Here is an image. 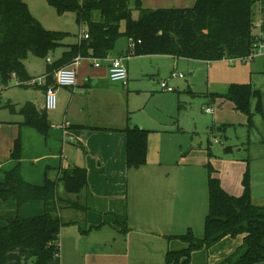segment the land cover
<instances>
[{"label":"rangeland","instance_id":"374dc122","mask_svg":"<svg viewBox=\"0 0 264 264\" xmlns=\"http://www.w3.org/2000/svg\"><path fill=\"white\" fill-rule=\"evenodd\" d=\"M23 1L44 29L69 34L63 41L65 46L49 55L52 62L61 58L67 45L80 42L82 31L88 32L87 25L77 23L75 14L60 15L47 0ZM130 3L136 8V0ZM133 17L138 19L139 13L135 11ZM93 20L101 21L99 12L94 13ZM124 26L122 24V29ZM128 45L129 40L122 36L110 55L122 53ZM46 62V59L29 56L24 63L26 70L38 77L45 74ZM93 69L96 67L89 59L81 60L77 67L78 87L72 111L75 121H81V107L89 104L87 119L91 124L105 127L109 121L123 116V127L142 126L150 130L147 163L137 169H127L124 163L123 166L108 164L102 166L104 171L99 173V160L95 158L91 181L103 194L123 193V214L128 217L129 231L121 233L108 224L91 231V225L96 222L90 219L99 220L101 215L86 214L88 209L82 212L62 205L57 213L64 223L59 237L61 264H167L169 251L188 246L172 237L191 229L197 238H203L208 213L209 171L223 183L228 194L241 197L240 189L247 172L252 180L254 172L250 169L264 163V59L231 65L227 60L208 64L199 60L174 61L167 56H139L129 61L127 87L109 82L101 93L88 94L85 84ZM173 72L183 74L185 79L172 78ZM165 81L174 89L173 93L164 92L161 84ZM234 84H248L259 94L251 95L245 111L224 98ZM56 93L58 109L49 110L48 114L58 131L64 128V111L57 89ZM41 94L35 88L18 87L16 80L5 87L0 78V124L13 119L10 111L4 108L6 104L11 101L19 104L17 109L28 101L39 104ZM210 96H218L215 103ZM44 102L45 99L43 108ZM208 109L212 113H207ZM99 138L102 145L109 146V135ZM83 156L89 155L83 153ZM159 176L170 178L169 185L161 187L162 181H154ZM178 177L182 180L178 181ZM165 196L168 197L165 217L156 219L158 204L154 201L160 198L165 201ZM107 200L95 199L87 203L103 211ZM106 220L110 219L106 217ZM243 243V235L226 237L210 248L195 251L190 264H225Z\"/></svg>","mask_w":264,"mask_h":264},{"label":"trees","instance_id":"16d2710c","mask_svg":"<svg viewBox=\"0 0 264 264\" xmlns=\"http://www.w3.org/2000/svg\"><path fill=\"white\" fill-rule=\"evenodd\" d=\"M136 1V8H133L130 0H47L60 15L75 14L79 25H87L90 38L67 45L59 60L47 64L44 88L54 86L55 73L73 65L77 58L107 59L122 36L132 40L129 57L172 56L207 63L246 57L259 42L255 7L264 4V0H198L192 8L158 10L144 9L141 1ZM135 11L139 13L138 19L133 17ZM95 12L100 13L101 21L93 20ZM68 36L64 32L44 29L23 0H0V78L3 85L8 87L15 79L18 86L26 87L33 79L24 63L28 57L48 60L51 53L65 46L63 41ZM251 95L259 94L248 84H234L224 98L245 111ZM4 108L12 115L23 117L22 125L35 129L46 139L50 137L52 124L45 108L39 109L30 102L20 109L11 103ZM122 132L126 134L127 168L144 166L151 132L139 127H128ZM22 155L23 148L18 140L12 150L15 167L0 183V200L15 202L19 208L31 202H42L45 212L30 218L17 216L0 228V264H61L59 237L64 223L57 213L62 205L70 209H88L79 200L72 202L66 198L70 195L79 198L89 190L87 169L64 168L56 179L49 177L47 169L44 184L37 186L26 182L22 176ZM60 186L64 195L59 192ZM243 186L241 197L231 196L209 171L208 213L203 238H197L191 229L172 237L188 246L182 251H169L167 264H190L195 251L239 235H244V243L225 264L264 263V206L253 203L248 172ZM115 226L121 233L129 231L126 213L115 215Z\"/></svg>","mask_w":264,"mask_h":264},{"label":"crops","instance_id":"0c3cea01","mask_svg":"<svg viewBox=\"0 0 264 264\" xmlns=\"http://www.w3.org/2000/svg\"><path fill=\"white\" fill-rule=\"evenodd\" d=\"M140 1L142 8L158 10V9L192 8L198 0H140ZM255 12L257 14L255 17V26L258 25L259 23H262V26H264V4H259V6L255 9ZM256 33L257 35H259L260 33L264 35V27L262 30L256 28ZM128 49H129V45L127 49L122 53L116 54L114 56L110 55L111 54L110 53L107 59L101 61L102 63H104L103 66H101L100 64L99 67H96L94 65L93 59H89L93 62V66H95L96 69H93L91 71V75H87V83L85 84V88H86V92L87 90H89L88 94L101 93L102 89H104L107 85H109V82L112 84H118V85L120 84V83L112 82L109 78V66L111 61L115 58H127L125 64L128 70V77H129L128 64L130 59L135 57L128 56ZM167 57L174 59V61L180 60L172 56H167ZM226 60L229 61L228 59H225L223 61ZM52 63L54 62L47 61L45 64V68H47V64H52ZM27 72L33 78L31 82H29L26 85V87H20L18 86V82L16 80L17 86L20 88H24L26 90L30 88L38 89L42 93L41 94L42 99L39 102V104H35L31 101L28 102L34 104L37 108L42 109L46 89L44 88V85L38 86L33 84L32 82L39 78H42L44 82H46V72L44 75L38 77H33L28 70ZM154 81L156 82L157 80ZM129 82H130V78H129ZM76 87H78V85ZM122 87L124 86L122 85ZM75 88L72 89L57 88L59 98L61 99L60 106L64 111V121H63L64 128H58V131L55 130V125L53 124L54 121L50 120L52 124V130L50 132V137L48 139H46L41 134H39L35 129L22 125L23 118L19 115L11 114L13 117L11 121H4L0 124V183L5 181V174L11 171L15 167V162L12 157V150L14 148L16 141L19 140L23 148V155L21 160V172L26 182L37 186L43 185L46 179L47 169L51 171V172L49 171L48 173L49 177L52 179H56L60 171L64 168H71L72 166L86 168L88 174L89 190L83 193L79 198L73 195L66 196V198L69 200L74 199L72 200L73 202L77 200L84 201L86 202L85 206L88 205L87 202L95 201V199H99V200L108 199L107 207L103 211H99L95 207H90L88 205L89 211L85 212L86 214L92 213L93 215L95 214L97 216L101 215L104 219L102 221L101 216L99 220H97L94 217L93 219H90L91 221L96 222L91 225L90 230L91 231L98 230L97 227H99L100 229L103 225L108 224L113 226V228L116 231L120 232V229L115 226V215H123V196H122L123 193L118 195L116 194V192H105L107 194H103L102 191H100L96 187V185L92 183L90 178L91 175L90 172L91 170L92 171L94 170V166L92 162L93 163L95 162L96 160L95 158L99 160L98 161L99 173H101V170L104 171V168H102V166L108 164L117 163L123 166L124 163V165L127 168L126 134L122 132L127 127V125L126 127H123V116H120L117 119L115 118L114 120L109 121L108 125L105 127L91 124L87 119V113L90 106L89 104L81 107L80 110L81 121H75V117L72 115V111L75 107V90H76ZM210 99L212 102L214 103L216 102V98L210 96ZM11 104L16 106L19 105L12 103V101ZM69 119H74L75 122L71 123ZM79 126H81V128ZM82 127L84 128L82 129ZM137 127L144 129L142 126H137ZM108 132L109 134H107ZM105 135H109L111 137V140L108 144L109 146H107L106 143L102 145L103 142L99 138ZM66 151H68L69 153H67ZM83 153L89 156L84 158ZM67 162L69 163L67 165L68 167H65V164ZM157 164L162 166V163H157ZM260 166H264V163ZM260 166H256L255 168L250 169L251 172H254L253 178L251 180L252 200L255 205L264 206L263 205L264 204V167L258 169L257 167ZM261 174H263V177L261 176ZM181 180L182 178L178 177V181ZM154 181L157 182L162 181L161 187H164L166 185H169L170 178L165 179V177L159 176L158 178L154 179ZM222 184L223 183L221 182V186ZM223 186L222 188L226 189ZM240 190H241L240 192L243 195L244 186H242ZM59 192L61 195H64V190L62 186H60ZM236 194L238 195V193ZM112 195L115 196L112 197ZM231 196L240 197L236 195H231ZM166 197L167 196H165V201L163 200V198L154 201V204H158L157 205L158 207H155L156 214H154V218L161 219L165 217ZM80 211L83 212V210ZM44 212H45V205L42 202H31L19 208L15 202H3L0 200V228L4 227L9 220L17 216H20L22 218H30L33 216L42 215ZM106 217H108L110 220L107 221ZM184 249L181 250L177 249L172 251L177 252V251H182Z\"/></svg>","mask_w":264,"mask_h":264},{"label":"built area","instance_id":"2783aa9c","mask_svg":"<svg viewBox=\"0 0 264 264\" xmlns=\"http://www.w3.org/2000/svg\"><path fill=\"white\" fill-rule=\"evenodd\" d=\"M256 28L262 30L263 26L262 23H259L255 26ZM261 32V31H260ZM90 38V35L88 32L82 31L80 35V40H88ZM129 43L132 44V40L129 41ZM255 58H263L264 59V35L262 33L259 34V42L255 44L253 47V50L250 52V54L246 57L237 58V59H230L229 62L231 64H235L236 62H246L249 60H254ZM83 60L81 58H77L73 65L69 67H64L60 70H58L55 73L54 76V86H50L45 91V102H44V108L47 111H53L58 108V97L56 93L57 88H67L72 89L75 88L78 84V72L77 67L79 65V62ZM127 58H115L111 61L109 66V78L112 82L120 83L124 87H127L129 84V77H128V70L125 64V61ZM50 62V59L47 60ZM94 65L96 67L100 66V62L102 60H93ZM172 78H179L184 79L183 74H178L177 72L172 73ZM35 85L43 86L46 84L42 78L36 79L32 82ZM162 89L165 92L172 93L174 92V89L169 87L168 82H163L161 84ZM207 113H212L211 109L207 110Z\"/></svg>","mask_w":264,"mask_h":264}]
</instances>
